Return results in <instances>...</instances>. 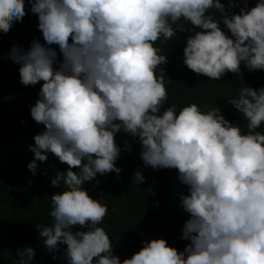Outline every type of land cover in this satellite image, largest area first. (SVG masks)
I'll return each instance as SVG.
<instances>
[{
    "label": "clouds",
    "instance_id": "obj_1",
    "mask_svg": "<svg viewBox=\"0 0 264 264\" xmlns=\"http://www.w3.org/2000/svg\"><path fill=\"white\" fill-rule=\"evenodd\" d=\"M16 22L12 38L0 41V58L20 66L23 85L43 82L30 114L44 131L33 138L27 167L35 175L36 162L49 153L68 166L51 181L58 188L63 178L65 186L51 196L53 222L37 229L54 260L66 245L67 264H264V133L257 131L264 125V87H242L227 102L247 121L246 132L216 105L161 111L168 91L157 69L168 59L155 46L191 32L183 63L208 82L229 72L239 76L241 63L250 72L264 70V0H229V6L221 0H0V34ZM121 132L138 138L146 167L176 169L188 188L180 196L190 217L180 237L188 242L183 251L153 239L121 261L97 226L108 206L84 183L97 174L119 176L122 149L115 137ZM144 179L135 172L136 184ZM77 226L87 230L72 231ZM16 254V264H32L36 250Z\"/></svg>",
    "mask_w": 264,
    "mask_h": 264
},
{
    "label": "trees",
    "instance_id": "obj_2",
    "mask_svg": "<svg viewBox=\"0 0 264 264\" xmlns=\"http://www.w3.org/2000/svg\"><path fill=\"white\" fill-rule=\"evenodd\" d=\"M221 1L229 6V0ZM243 2L234 0L235 4ZM33 24L37 26L38 22L33 21ZM19 25L20 22H16L9 32L0 34V41L12 38ZM187 27L192 29L190 24ZM188 35L191 32L178 34L168 41L161 38L155 44L161 48L160 54L168 59L167 64L157 69V75L163 69L168 91L161 111L173 104L178 111L192 103L201 108L216 105L225 119L246 132L247 121L227 102L237 97L242 87L256 90L264 87V70L250 72L241 63L239 76L229 72L218 81L208 82L206 76L193 73L183 63ZM6 58H0V264H16L20 259L17 250L28 246L36 250L32 264H67L66 245H59L55 253L58 258L54 260L37 229L53 222L51 196L64 191L65 186L63 178L58 188H54L51 181L58 174H66L68 166L54 161L49 153L46 162H36L35 175L29 171L27 165L34 159L30 151L33 138L44 131L43 125L32 119L30 108L35 105L43 82L35 86L23 85L20 66L5 63ZM257 131L264 133V125ZM115 142L122 149L116 161V167L121 169L119 176L115 172L97 174L94 180L84 183L85 190L94 199L103 196L101 203L108 206L103 223L97 226L103 227L109 235L113 254L123 261L153 239H165L170 247L183 251L188 242L180 237L190 217L181 207L180 196L187 195L188 188L177 179L178 170L146 167L140 157L142 145L138 138L121 132L116 134ZM125 142L131 146V151L124 150ZM137 171L144 176L143 183L133 181ZM147 189H152L155 195ZM77 230L87 229L79 226L72 229Z\"/></svg>",
    "mask_w": 264,
    "mask_h": 264
}]
</instances>
